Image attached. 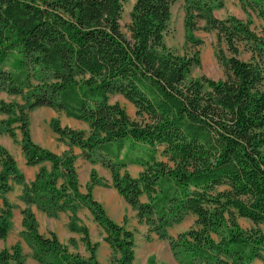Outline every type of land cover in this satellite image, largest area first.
<instances>
[{"label": "trees", "instance_id": "16d2710c", "mask_svg": "<svg viewBox=\"0 0 264 264\" xmlns=\"http://www.w3.org/2000/svg\"><path fill=\"white\" fill-rule=\"evenodd\" d=\"M125 1L0 0V92L21 97L0 101L7 116L0 132L18 140L21 131L29 164L52 162L27 183L0 145V236L10 228L13 205L6 194L19 182L28 205L51 216L69 210L70 229L83 233L91 251L84 256L55 232L40 233L27 206L21 235L42 264H103L98 243L79 224L81 206L104 228L112 263L135 259L134 231L93 197L94 184L109 182L92 170L82 192L72 149L57 154L33 140L29 114L50 106L89 124L85 131L51 120L59 140L110 168L111 184L137 209L139 222L149 225L147 238L155 232L169 239L183 264H264V0H239L246 18L217 17L214 10L225 0H185L186 41L202 43L193 34L201 22L204 30L216 31L220 78L190 77L201 63L199 50L179 53L167 44L175 0H136L123 26ZM255 16L262 20L258 26ZM118 94L134 105L133 116L112 100ZM108 143L127 146L125 158L105 151ZM128 161L143 165L139 175L129 172ZM143 194L148 200H141ZM188 214L195 216L192 227L170 237L168 227ZM24 263L19 242L0 250V264Z\"/></svg>", "mask_w": 264, "mask_h": 264}, {"label": "crops", "instance_id": "0c3cea01", "mask_svg": "<svg viewBox=\"0 0 264 264\" xmlns=\"http://www.w3.org/2000/svg\"><path fill=\"white\" fill-rule=\"evenodd\" d=\"M3 114L0 112V121L5 118ZM54 116L60 117L61 124L63 126H69L76 129H89L87 122L72 116H68L65 111L59 112L50 106H39L33 109L29 115L30 132L33 140L57 154H62L63 152L72 149L73 153L76 155L75 165L77 168L80 190L82 192L87 191V185L91 179V171L92 169H95L98 173V176H102L107 182H109L110 185L105 186L100 183L94 184L92 187L93 197L103 204L107 214L114 221L120 224H125L127 228L133 230L135 232V237L136 232H138V228L146 229L148 234L149 228H147L145 225L146 223H141L138 220L137 209H135L117 190V188L111 184L112 171L110 168L101 163V161L92 162L87 159L83 155V149L80 146L73 145L71 147L66 142L59 140V135L53 130L50 124L51 118ZM17 133L18 140H15L9 133L1 132L0 145L4 146L15 157L19 171L24 175L25 182L29 183L35 179L41 167H45L50 170L52 168V162L50 160H44L38 164H29L21 145V131L18 129ZM104 149L105 151L118 156L120 159H123L126 156L125 153L128 147L125 146L123 149L119 150L115 143H108L106 146H104ZM133 153L134 152H131L130 155L132 158L135 156ZM126 168L131 174L137 176L144 167L138 162L128 161ZM1 170L2 163L0 162V172ZM23 189L24 183L14 182L13 188L6 194L8 201L13 205V207L11 211L10 228L8 234L5 238L0 236V250L4 247H11L19 242L26 258L24 264H42L32 256L33 249L31 245L27 239L21 235V231L24 228L22 223V210L29 206L35 213L40 233L49 234L50 232H55L61 241L68 244L70 250L79 252L84 256L91 255V251L82 240L83 233L80 231L71 230L69 227V220L71 216V212L69 210L61 211L57 216H51L39 208L35 203L28 205L21 197ZM141 200H148L147 194L141 195ZM3 207L4 201L3 198L0 197V212ZM77 215L79 217V224H83L88 227L91 241L93 243H98V247L96 249L98 259L104 264H107V259H109L111 256L112 247L104 239V228L95 220L92 211L87 206H81L77 210ZM190 215L194 216L193 214ZM180 232L181 231H178V234ZM72 239L74 240V244L70 243Z\"/></svg>", "mask_w": 264, "mask_h": 264}, {"label": "rangeland", "instance_id": "374dc122", "mask_svg": "<svg viewBox=\"0 0 264 264\" xmlns=\"http://www.w3.org/2000/svg\"><path fill=\"white\" fill-rule=\"evenodd\" d=\"M135 1L136 0H126L124 3V10H123L122 19H121L123 26L130 20V11ZM184 6H185V0H175L172 5V17H171V21L169 25V30L166 34L167 44L179 53H187V52L192 53V52H195V50L197 49L199 50L201 63L198 66L192 67L189 73L190 77H198L201 75H207L213 78L222 77L224 75L223 66L219 63L217 56H216V51H215L216 42H217L216 31L215 30H204L201 27L203 26V22H201L199 25V28L194 30L193 34L195 37L200 38L202 40V43L198 46L196 45L194 46L191 42L187 43L186 41L187 31L185 28ZM214 13L219 18H224V17H227L228 15H236L241 18H246L247 16L246 11L242 7V4L239 0H225L224 6L216 8L214 10ZM261 23H262V20L255 16L253 25L258 26ZM263 23H264V20H263ZM8 65L9 64H7L6 67H8ZM117 99L126 107L130 115L133 116L135 114V107L131 102H129L127 99H125L120 94L114 95L112 97L113 101ZM1 100L21 101V97L18 95H10L5 91H1L0 101ZM58 111L60 112V110ZM3 115L5 118L7 117L6 114H3ZM54 117L59 118L61 122V119L59 116H54ZM54 117H52L51 120ZM50 124H51V121H50ZM81 130H85V129H81ZM2 169H3V165H2ZM92 170H95V169H92ZM101 179H104V178L101 176ZM101 184L105 185L103 183ZM241 223L245 227H248L250 225L249 221L241 220ZM193 224H194V216L188 214L181 221L173 224L172 226H169L168 233L170 237H176L178 235V231H181V232L186 231L187 229L192 227ZM145 225L147 226V228H149L148 224H145ZM145 230L146 229L138 228V232H136V237H135L136 239L135 241L136 242V258L132 264H183L182 261H179L173 254V251L169 244V239L159 238L155 232H150L151 237L147 238V235H146L147 230L146 232ZM70 243L74 244V242L72 241ZM65 244L68 246L67 243ZM73 252H76V251H73ZM111 256H112V252H111ZM111 256L109 257V259H107L108 260L107 264H114L111 261ZM254 263L263 264L260 260H255Z\"/></svg>", "mask_w": 264, "mask_h": 264}]
</instances>
